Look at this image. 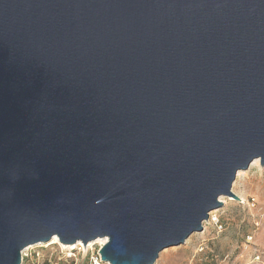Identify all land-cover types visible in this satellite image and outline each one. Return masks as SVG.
<instances>
[{
  "label": "water",
  "instance_id": "obj_1",
  "mask_svg": "<svg viewBox=\"0 0 264 264\" xmlns=\"http://www.w3.org/2000/svg\"><path fill=\"white\" fill-rule=\"evenodd\" d=\"M256 160L264 0H0V264H155Z\"/></svg>",
  "mask_w": 264,
  "mask_h": 264
},
{
  "label": "rangeland",
  "instance_id": "obj_2",
  "mask_svg": "<svg viewBox=\"0 0 264 264\" xmlns=\"http://www.w3.org/2000/svg\"><path fill=\"white\" fill-rule=\"evenodd\" d=\"M232 191L240 201L221 197L222 207L211 212L203 232L164 250L155 264H264V166L260 160L237 174ZM105 244L98 240L86 247L75 244V254L52 241L26 249L40 254V264H89L90 256Z\"/></svg>",
  "mask_w": 264,
  "mask_h": 264
},
{
  "label": "built area",
  "instance_id": "obj_3",
  "mask_svg": "<svg viewBox=\"0 0 264 264\" xmlns=\"http://www.w3.org/2000/svg\"><path fill=\"white\" fill-rule=\"evenodd\" d=\"M57 245H60V244H57ZM78 246H80V245H78ZM78 246L75 245V248H73L74 254L77 253V250H78L77 247ZM61 247H63V246H61ZM79 251H80V249H79ZM40 259H41L40 254H36V253L33 254L31 252H27V249L24 252H22V264H40ZM49 262H51V261H49ZM89 264H103L100 253H98L96 255H94V254L91 255L89 258Z\"/></svg>",
  "mask_w": 264,
  "mask_h": 264
},
{
  "label": "bare ground",
  "instance_id": "obj_4",
  "mask_svg": "<svg viewBox=\"0 0 264 264\" xmlns=\"http://www.w3.org/2000/svg\"><path fill=\"white\" fill-rule=\"evenodd\" d=\"M255 164H256V163H255ZM99 241H102V242H104V243L107 242L106 239H98V242H99ZM53 242H54V243H57V244H60L61 246H64L65 249H66V248H72V249L75 248V245L65 246V245L61 244V243L59 242L58 238H56V237L52 239V243H53ZM77 244H78V245H82V243H80V242L77 243ZM77 244H76V245H77ZM85 247H86V246H85Z\"/></svg>",
  "mask_w": 264,
  "mask_h": 264
}]
</instances>
